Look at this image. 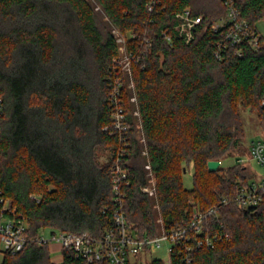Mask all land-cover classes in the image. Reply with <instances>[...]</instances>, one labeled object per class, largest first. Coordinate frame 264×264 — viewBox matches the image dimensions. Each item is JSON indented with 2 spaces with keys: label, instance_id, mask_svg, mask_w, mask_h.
Wrapping results in <instances>:
<instances>
[{
  "label": "trees",
  "instance_id": "16d2710c",
  "mask_svg": "<svg viewBox=\"0 0 264 264\" xmlns=\"http://www.w3.org/2000/svg\"><path fill=\"white\" fill-rule=\"evenodd\" d=\"M151 0H0V191L27 220V238L42 228L100 237L111 224L104 213L112 199L111 167L121 145L111 123L109 101L112 59L123 34L136 61L133 88L124 89L130 131L124 166L131 185L124 212L138 234L156 236L160 226L151 195L143 192L152 178L164 228L185 224L193 206L218 214L207 221L209 233L222 240L198 248L193 264H264V201L245 209L232 198L246 183L247 166L208 169L240 147L244 124L239 106L256 110L264 131V47H233L215 56L220 34L211 24L224 16L223 0H162L165 10L150 13ZM253 28L264 19V0H234ZM190 8L202 16L194 39L163 31ZM134 113L140 119V130ZM109 149L106 162L98 154ZM249 152V150H248ZM193 165V186L183 185L184 168ZM229 203L222 204L223 198ZM59 264H84L62 251ZM4 264H57L48 245L29 241ZM146 264H165L152 259ZM172 264H180L177 254Z\"/></svg>",
  "mask_w": 264,
  "mask_h": 264
},
{
  "label": "built area",
  "instance_id": "2783aa9c",
  "mask_svg": "<svg viewBox=\"0 0 264 264\" xmlns=\"http://www.w3.org/2000/svg\"><path fill=\"white\" fill-rule=\"evenodd\" d=\"M226 6L224 16L215 20L211 28L220 34V40L215 43V56L221 59L229 46L234 48L236 55H243V48L250 47L259 50L264 47V37L253 28L245 19L240 17V12L234 0H223ZM165 6L162 0H151L148 4L150 13L163 12ZM177 23L172 31H163L168 43L173 42L177 36L185 43L194 39V31L201 25L203 17H195L190 8L176 14ZM135 38L133 33H128L122 39L123 45L118 43V55L112 59V72L110 76L109 101L112 107L111 123L105 127L111 135L121 137V147L118 149L115 162L111 167L112 173V199L111 204L103 212H110L111 224L107 226L100 237H94L87 232L71 233L60 230H51L47 236L39 231L33 239L27 238L28 223L22 214L18 213L10 198L0 191V264H4L6 254L15 255L31 241L39 245L60 246L63 250L72 252L84 264H142L137 259L142 254H151L165 247L168 252V264H172V255L177 254L180 264H193V255L198 248H212L215 243L223 239L219 233H209L206 229L209 218L218 214V206L208 210H201L193 206L188 221L178 227L164 230L156 236L140 235L129 222L124 212L126 189L131 185L129 172L124 166L128 157L129 143L126 134L130 131L126 111L124 89L129 85L127 77L131 75L132 64L137 60L134 51L128 47V42ZM264 108V99L261 101ZM4 113V100L0 96V117ZM246 158L239 157L236 164L245 165L247 161H254L264 168V138L258 137L250 141ZM250 178L246 183L237 186L232 201L245 209L256 208L264 201V177ZM149 193V186L142 188ZM223 198L222 204L229 203ZM152 260V259H150Z\"/></svg>",
  "mask_w": 264,
  "mask_h": 264
},
{
  "label": "rangeland",
  "instance_id": "374dc122",
  "mask_svg": "<svg viewBox=\"0 0 264 264\" xmlns=\"http://www.w3.org/2000/svg\"><path fill=\"white\" fill-rule=\"evenodd\" d=\"M91 1V0H90ZM96 10L99 13V18H101V22L105 23L107 26H109L112 29V32L115 34L117 41L119 42V45L121 44V46L123 45L122 39H124L125 34L121 33L119 30L114 29L112 26H110V24L108 23L107 19L104 18V16L102 15V13H100V9L98 6H96ZM256 27L257 30L261 33V35L264 37V19L258 21L256 23ZM128 83L129 85L127 86L128 89H132L134 84H133V80L131 75H129L127 77ZM239 113L241 116V119L243 121L244 124V137L241 140L240 143V147L237 148L236 152H232L231 156L225 158L222 162H221V166L222 167H228V166H232L235 165V161L237 158L239 157H243L246 158L245 156L248 155V148L250 145V141L261 137L264 138V131L262 130L261 124H260V120L257 114L256 110H251L250 108H245L243 106H239ZM134 117H135V124L137 126V129L140 130V119L137 115V113H134ZM109 149H105V150H101L98 154L99 160L100 162H106L107 158L109 157ZM246 166H247V171L249 176L252 175V178L257 179L256 177L258 176H263L264 177V168H262L261 166H259L256 162L254 161H247L246 162ZM193 172H194V168L193 165L191 164L188 169L185 171L184 175H183V185L186 189H191L193 186ZM250 179V178H249ZM156 184V180L155 178H152L151 182L148 184L149 186V193L151 195V198L153 199V207L154 209L157 211V216H156V220L157 223L160 226V230H159V234H161L164 230H166L164 228V220L163 217L160 213V206L158 205V202L156 200V195L154 193V187ZM41 231H43L44 233H46V235L48 236L50 234V229L49 228H42ZM51 252H52V260L53 262L59 264L62 262V255L60 253V246H55V245H51ZM1 257V256H0ZM162 259L165 264H168V252L167 249H165V247L158 249L154 252H151V254H142L140 256L137 257L138 260L143 261L142 264H146L148 262H150V259Z\"/></svg>",
  "mask_w": 264,
  "mask_h": 264
},
{
  "label": "water",
  "instance_id": "95a60500",
  "mask_svg": "<svg viewBox=\"0 0 264 264\" xmlns=\"http://www.w3.org/2000/svg\"><path fill=\"white\" fill-rule=\"evenodd\" d=\"M220 166H221V162L220 161H209L208 162V169L211 172L217 171ZM185 171H186V169L184 168V172Z\"/></svg>",
  "mask_w": 264,
  "mask_h": 264
},
{
  "label": "crops",
  "instance_id": "0c3cea01",
  "mask_svg": "<svg viewBox=\"0 0 264 264\" xmlns=\"http://www.w3.org/2000/svg\"><path fill=\"white\" fill-rule=\"evenodd\" d=\"M52 245H55V246H56V244H52ZM57 246H58V245H57ZM57 246H56V247H57ZM51 247H52V246L50 245V246H49V248H50V252H51ZM59 250H60V248H59ZM51 254H52V252H51ZM51 258H52V255H51Z\"/></svg>",
  "mask_w": 264,
  "mask_h": 264
}]
</instances>
